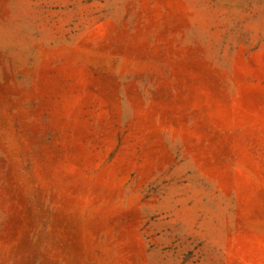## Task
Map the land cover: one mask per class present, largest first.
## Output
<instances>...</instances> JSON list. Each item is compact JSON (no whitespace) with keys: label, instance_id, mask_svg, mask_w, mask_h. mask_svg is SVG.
<instances>
[{"label":"rangeland","instance_id":"obj_1","mask_svg":"<svg viewBox=\"0 0 264 264\" xmlns=\"http://www.w3.org/2000/svg\"><path fill=\"white\" fill-rule=\"evenodd\" d=\"M0 264H264V0H0Z\"/></svg>","mask_w":264,"mask_h":264}]
</instances>
